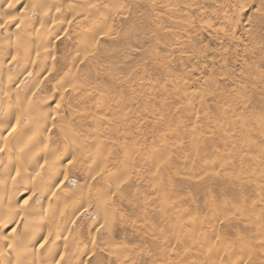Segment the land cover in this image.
<instances>
[{
  "label": "rangeland",
  "instance_id": "obj_1",
  "mask_svg": "<svg viewBox=\"0 0 264 264\" xmlns=\"http://www.w3.org/2000/svg\"><path fill=\"white\" fill-rule=\"evenodd\" d=\"M86 1L97 7L100 22L62 20L53 53L39 55L36 62L29 58L32 65L25 71L16 63L11 69L19 77L11 86L36 85V96L45 91L49 98L56 83L70 87L76 81L86 93L99 95L102 102L93 97L100 104L113 105L107 115L96 106L86 109V122H109L104 146L98 145L106 160L94 155L95 147L83 149L93 153L87 154L88 169L123 168L118 186L126 199L68 172L62 187L71 192L83 183L74 193L81 205L86 194L89 200L77 227L68 232L81 240L78 251L87 264H264V0ZM23 7H10L12 16ZM81 10L74 9V17ZM38 18L33 13L28 21L34 25ZM85 29L94 35L81 36ZM63 134L53 129L52 143L66 142ZM123 149H136L137 167L126 169ZM95 156L103 164H92ZM157 160L155 175L151 163ZM47 179L41 187L45 193L58 183ZM157 181L160 189H146ZM92 189H99L100 197ZM137 201L158 203L168 215L160 221L162 210L152 205L150 211L135 212ZM110 203L118 208L111 210ZM242 213L247 217L237 218ZM119 241L127 243L121 252L115 247Z\"/></svg>",
  "mask_w": 264,
  "mask_h": 264
},
{
  "label": "bare ground",
  "instance_id": "obj_2",
  "mask_svg": "<svg viewBox=\"0 0 264 264\" xmlns=\"http://www.w3.org/2000/svg\"><path fill=\"white\" fill-rule=\"evenodd\" d=\"M21 3L24 4V7L19 9L20 11L19 13L17 12L18 14L12 16L15 8L11 10L10 7H16V5H20ZM74 9H82L81 11H84L85 15H82L80 11L79 16L74 17V15L77 14L74 12ZM96 9L97 7L94 6L91 8V4L86 0H69V2H66V0L54 2L51 0H0V33H3L4 27L8 26V29H5L3 35H0V264H87V256L83 257L81 254L83 252L78 251L81 246L80 243H82L81 240L77 236H68V232L72 228L75 229L77 227H75V222L82 212L89 207L88 194H86L87 196L84 199L86 201L85 204L81 205L80 199L77 197L79 194H76L77 192H81L80 188L83 186V183L78 186L80 188L72 190L71 192L66 191V189L62 187V184L67 181L69 171L75 175H83L82 178L87 180L85 181L87 184L89 181L96 180L98 183L97 186L100 183L104 186L106 185L108 190L112 189L116 195L118 194L117 198H125L120 193V188L118 186V180L121 178L118 175L124 171L121 170L123 168H120V171H117L118 168H116L112 172L110 168L106 167L107 170L105 164L102 163L107 157H102L101 155V151L105 150V148L103 147V149L101 147L102 150H99L100 146H98H104L101 142L106 139L108 136L106 134L109 131L108 128L104 126L109 122L104 121L99 124H95L93 121L86 122L87 119H90L86 112L88 107L91 108L96 106L104 115H107L106 112L113 107V105H111L112 103L109 104L110 101L107 102V100H105L107 103L100 104L103 100L101 97L98 98L99 95L91 96V94L88 93L90 90L86 93V91H84L86 89H83L84 86L76 83V81L70 83V87L60 86L58 85L59 83H56L57 85L55 84L52 87V96L49 98L45 96L46 94L44 93H47L45 91H42L43 94L40 92L38 96L34 95L36 85H29L22 88L20 84H18L16 87H12L14 80L18 77L17 74H11L14 63L22 68V71H25L23 67L25 69L27 65L28 68L32 65L29 63L31 62L30 59L36 62L39 55L43 54L44 57L47 54L53 53V46L56 41L54 32L56 33L58 31L62 20L65 22L69 17L71 21H75V24L79 25L81 22L80 18L83 17L85 20L90 19L91 22L98 23L100 22L99 19V21H95L99 16L96 13ZM33 13L39 17L34 25L28 21V18L31 17ZM84 16H87V18ZM23 26H25L24 30ZM90 32L92 31L85 29L80 35L86 37L91 34V36H93L94 32ZM82 44L85 45V43ZM41 60L43 61L44 59ZM70 72H72V78L70 77V80L75 79V76H73L74 71L72 70L69 71V73ZM35 74H37V78H40L38 72H35ZM64 78L68 77L64 76ZM78 78H76V80ZM84 80L88 81V79L85 78ZM93 81L94 80L91 82L93 83ZM67 85H69V83H67ZM90 86L91 85H88L87 88ZM48 93L50 96V92ZM93 96H97L96 98L101 102L95 100ZM53 98L56 100L54 105L51 103ZM82 99L86 100L83 101ZM71 102H75V104H71ZM64 106L66 110L63 109ZM1 110H3V112H1ZM65 113L67 117H65ZM24 116H26V122L24 123L26 125L21 122ZM124 119H126V117ZM124 119L121 120L123 123L125 122ZM55 128L64 131L63 138L66 139V142L62 141L59 145H54L52 143V132ZM135 141L136 140H134V142ZM83 146L95 147L94 155H100L98 157H100L102 162L95 156L92 159V164H94L95 161V164L102 163L103 165L101 164V168L93 170L86 167L89 155L92 156L93 153L88 152L90 154L87 155L88 153L83 149ZM119 146L121 147V145ZM133 146L135 145L133 144ZM137 148H139V146ZM134 150L136 149H133V151L129 150L130 152H124L123 149L124 153H122L121 156L122 158L125 157L122 161L126 169L131 168V166L137 167L139 164L138 162H141L140 158L137 163L133 162ZM103 158L104 160H102ZM98 159L99 161H97ZM113 159H115L114 156L112 160ZM149 160L151 161L150 158ZM154 162L151 163V169L154 167L153 169H155V171H153L155 175H158L156 171L158 166L157 162L159 163V160ZM89 165H91V163ZM44 167H46L45 171H41ZM108 171H110L111 174H107ZM11 172L13 173L11 174ZM174 172L176 171L174 170ZM174 172L172 174H174ZM49 177H52V180H57L58 183L56 185L50 184L46 187L45 193L41 187L50 181V179H47ZM258 181L259 180H256V184L260 183ZM86 188L88 189V185H86ZM160 188L157 181L156 183L152 182V188L146 189L148 191H153ZM92 190L97 191V189ZM98 193L99 189L96 192L97 196H99ZM26 194L28 197L24 200L19 199V196ZM59 195H61L60 200L57 199ZM143 201L145 203L146 200ZM107 202H105V204ZM30 203H32V205H29ZM147 203L144 205L139 201H137V203L134 202L132 204L133 211L144 213L152 210V206H154L157 208V211L162 210L161 218L159 217L160 221L166 217L165 214L168 215L160 204H154L155 202L151 201L149 204ZM166 203L170 204L171 202ZM112 204L111 210L118 208V206ZM166 205L165 207L169 209V205ZM218 206L220 205L218 204ZM30 207L31 209H29ZM34 209H36V211H34ZM103 209H106L107 213L110 211V207H108V209L107 207H103L102 210ZM102 213L104 214L103 211ZM232 215L234 214L232 213ZM237 216V218L240 219L247 217L245 213ZM212 223H214V221ZM207 224H209V222ZM217 227L219 226L217 225ZM206 237L208 236L204 235L203 239ZM205 242H207V240H204L203 243ZM126 244L125 241H119L115 247L121 252V249L125 248ZM204 245L208 244L205 243ZM206 247L207 246H205L204 249H206ZM207 256H209V254Z\"/></svg>",
  "mask_w": 264,
  "mask_h": 264
}]
</instances>
